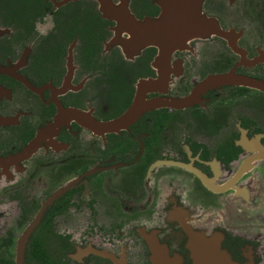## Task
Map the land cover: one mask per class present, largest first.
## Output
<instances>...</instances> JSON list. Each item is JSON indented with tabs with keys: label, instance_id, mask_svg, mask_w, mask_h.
<instances>
[{
	"label": "flooded vegetation",
	"instance_id": "flooded-vegetation-1",
	"mask_svg": "<svg viewBox=\"0 0 264 264\" xmlns=\"http://www.w3.org/2000/svg\"><path fill=\"white\" fill-rule=\"evenodd\" d=\"M195 3L159 54L123 47L113 16L159 0H0V264H152L158 245L191 264L192 233L264 264V0ZM136 93L189 103L54 124L57 106L114 120Z\"/></svg>",
	"mask_w": 264,
	"mask_h": 264
},
{
	"label": "water",
	"instance_id": "water-1",
	"mask_svg": "<svg viewBox=\"0 0 264 264\" xmlns=\"http://www.w3.org/2000/svg\"><path fill=\"white\" fill-rule=\"evenodd\" d=\"M97 1L103 2V0ZM195 1L196 0H159V16L154 20L146 19L142 22L136 21L125 9L120 15L115 16L114 14L113 16L114 19L117 20V28L119 31L126 32L129 36L126 41H123V47L134 49L135 52L143 46H154L159 54L169 53L174 50L178 45L183 43L187 34H189L188 29L194 28L201 19L197 17L198 11ZM100 10L104 14V7H101ZM198 31L201 32V28ZM216 79L222 81L224 77L220 76ZM142 83L150 87L159 84L158 81H143L141 84ZM260 88L264 91V86ZM140 97H142V95L136 93L132 104L121 116L114 120L101 123L91 120L87 121L84 114L78 110H64L57 106L54 124L57 126L60 117L62 118L64 116L75 120L83 118L81 123L82 126L90 128L91 130L95 129L104 132H113L125 128L135 120L144 108L169 107L178 109L183 108L189 103L187 98L167 101L154 99L149 102H144ZM189 236L190 242L192 240L189 245L191 251V264H234L223 251L219 250L217 244L208 243V240H204V248L198 249L197 241H200V239H197L198 235L192 233ZM161 253H163V250L159 245L152 250V257L150 259L152 264H176L173 259H169Z\"/></svg>",
	"mask_w": 264,
	"mask_h": 264
}]
</instances>
